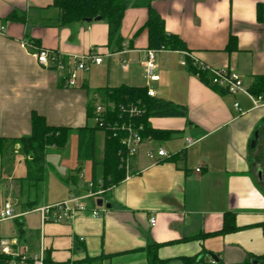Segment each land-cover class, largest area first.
I'll return each mask as SVG.
<instances>
[{"label":"crops","instance_id":"1","mask_svg":"<svg viewBox=\"0 0 264 264\" xmlns=\"http://www.w3.org/2000/svg\"><path fill=\"white\" fill-rule=\"evenodd\" d=\"M52 3L0 0V139L28 137L33 115L70 131L65 148L47 149L39 182L27 179V159L18 146L0 155V207L8 201L17 216L0 222V249L4 243L10 256L28 258L42 251L54 263L70 264H149L154 255L164 264L257 263L264 256V99L255 105L246 94L202 83L180 66V51L157 53L158 79L149 87L154 98L173 103L185 116L149 118L151 129L169 134L141 143L128 176L105 195L100 217L81 212L62 223H42L34 210L82 194L88 182L102 178L104 133L100 154L95 134L94 168L78 158L77 131L94 127L88 108L101 103L105 89L146 87L139 65L147 49L145 8L129 6L121 41L109 42L106 22L62 25ZM151 6L165 32L201 63L236 73L246 90L264 77V0H152ZM11 14L23 23L7 20ZM32 47L69 60L96 51L102 63L80 72L76 87L64 88L58 73L37 65ZM112 53L114 58L106 57ZM112 68L127 80L114 81ZM186 139L193 143L186 147ZM157 149L169 157L149 161L146 151ZM225 213L233 215L228 225L235 229L213 235Z\"/></svg>","mask_w":264,"mask_h":264},{"label":"trees","instance_id":"2","mask_svg":"<svg viewBox=\"0 0 264 264\" xmlns=\"http://www.w3.org/2000/svg\"><path fill=\"white\" fill-rule=\"evenodd\" d=\"M152 0H53L52 6L60 14V22L67 25L73 22H93L100 17L101 21L106 22L108 26L109 42H120V25L123 15L129 6L134 8H145L147 10V20L143 29L147 32V49L165 51L185 52L183 42L173 35L165 32L164 22L151 6ZM262 8L257 7L258 19L261 20ZM7 20L23 23L24 18L16 14H11ZM188 68L195 72L191 65ZM200 81L207 85L205 75L201 76ZM248 93L254 98L264 99V77H256L248 88ZM101 103L113 105V110L107 114L106 121L111 126H122L130 124L132 127L142 126L141 136L153 141H160L167 138L168 132L151 129L148 125L149 118L153 117H184L185 112L178 106L162 99L150 98L147 96L146 88H131L120 86L113 89H105L101 95ZM138 106L144 110V114L129 119L127 116H120L118 106L131 105ZM94 113V108L90 107L87 114L90 117ZM69 130L65 128H54L46 125L43 118L33 115L31 119V133L28 137L18 140L5 141L0 139V155L8 150H14L18 146V151L27 159L26 172L27 179L39 182L43 179L46 169V151L48 148L62 149L66 142ZM102 132L105 135L103 157L101 161L102 180L105 188H112L118 185L125 178V171L121 167V160L124 157V148L121 145L119 137L125 133L122 130H115L117 136L112 137L114 133L110 129H105L102 125H95L93 128H83L77 131L78 135V158L89 160L93 164L95 151V134ZM233 215L224 214V223L221 231L213 235H223L226 232L235 229L228 225L233 221ZM10 257L0 253V264H7ZM257 264H264V256L256 259ZM88 263L96 260L87 261ZM185 263L192 262L184 260ZM44 264H70L54 263L49 257H44ZM149 264H164L154 255L150 258Z\"/></svg>","mask_w":264,"mask_h":264},{"label":"built area","instance_id":"3","mask_svg":"<svg viewBox=\"0 0 264 264\" xmlns=\"http://www.w3.org/2000/svg\"><path fill=\"white\" fill-rule=\"evenodd\" d=\"M24 45V44H23ZM27 44H25L26 46ZM31 47L30 45H27ZM32 55L36 60V63L39 67L45 70H52L58 73L62 79V85L64 88H74L77 84L78 75L80 72L88 71L91 65H100L102 63V56L96 51H91L84 57L78 59H66L63 56L50 52L48 50H42L32 47ZM124 52V51H123ZM160 52H166L164 49L149 50L146 49L143 51V57L139 61V65L143 72V78L146 81V93L150 98L155 97L154 91L149 87V83L157 81V77L154 73L156 69V55ZM116 53L107 54V58H114ZM180 66L183 68H188L189 65L194 69V76L197 79H201L202 75H205L207 85L225 91L229 94L243 93L249 96V98L256 105L259 98L252 97L246 89H244L242 80L240 77L225 68H211L201 63L193 55L188 52H180ZM121 69L126 72L128 71V63L125 60H121ZM234 108L238 111V104H234ZM113 110V105L108 104H96L94 106L93 120L95 125L99 124L105 127V129H110L113 132L115 130H122L125 135L119 137L121 145L124 148V157L121 160V167L125 171V177L128 176V173L131 171V161L135 156L138 147L145 140L149 138H143L141 136L143 127L136 126L132 127L130 124L122 126H111L109 122L106 121V116ZM120 116H127L129 119L136 118L144 114V110L140 109L138 106L131 105H120L118 106ZM117 134L114 132L112 137H116ZM193 142L191 140H185V146H190ZM146 158L154 162L156 159L168 158V153L163 149H157L156 151L148 150L145 154ZM201 168L198 167L195 169V173H200ZM87 190L82 194L79 192H72L68 195L67 199L50 206L40 207L34 212L40 214L42 223H62L69 221L77 213L89 212L93 217H100L102 206L104 204L103 200L105 195L111 190L110 188L104 187V182L102 179L95 181H90L87 184ZM97 200L102 201V205H97ZM92 202L94 207L89 209L86 202ZM104 211V210H101ZM13 214L12 205L7 201L2 204L0 207V222L5 220H11L16 218ZM149 225L154 227L155 220L150 219ZM5 244H1L0 253L10 257V260L7 264H44V255L42 251L40 254L33 258H28L25 255L10 256L7 249L4 247Z\"/></svg>","mask_w":264,"mask_h":264},{"label":"rangeland","instance_id":"4","mask_svg":"<svg viewBox=\"0 0 264 264\" xmlns=\"http://www.w3.org/2000/svg\"><path fill=\"white\" fill-rule=\"evenodd\" d=\"M111 75H112V78L114 79V81H117V82H124L126 81L127 79V76H124L123 74H121L119 68H112L111 70ZM119 83V84H120ZM89 126L93 127L95 126V123H93L92 121L89 122ZM69 134L67 136V142H68V139H69ZM96 136H97V140H96V143H97V148H98V151H99V154H100V150H101V143H102V139H103V133L101 132H97L96 133ZM67 142L65 144V146L63 148L66 147L67 145ZM49 149H52V148H49ZM48 149V150H49ZM55 149V148H54ZM52 158L50 159V162H51ZM56 160V159H55ZM48 175L50 174L49 171H47Z\"/></svg>","mask_w":264,"mask_h":264},{"label":"water","instance_id":"5","mask_svg":"<svg viewBox=\"0 0 264 264\" xmlns=\"http://www.w3.org/2000/svg\"><path fill=\"white\" fill-rule=\"evenodd\" d=\"M95 22H98V21H101L100 17H97L96 19H94ZM254 143H251V147H253ZM97 205L98 206H101L102 205V201L101 200H97ZM106 208H109L110 206L109 205H105ZM210 258L214 261V262H217L218 259L217 257L213 256V255H210ZM252 264H257L256 262H251Z\"/></svg>","mask_w":264,"mask_h":264}]
</instances>
